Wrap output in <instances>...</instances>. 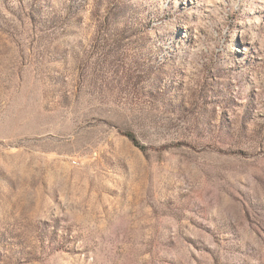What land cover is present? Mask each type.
<instances>
[{
    "label": "rangeland",
    "instance_id": "374dc122",
    "mask_svg": "<svg viewBox=\"0 0 264 264\" xmlns=\"http://www.w3.org/2000/svg\"><path fill=\"white\" fill-rule=\"evenodd\" d=\"M0 264H264V0H0Z\"/></svg>",
    "mask_w": 264,
    "mask_h": 264
},
{
    "label": "trees",
    "instance_id": "16d2710c",
    "mask_svg": "<svg viewBox=\"0 0 264 264\" xmlns=\"http://www.w3.org/2000/svg\"><path fill=\"white\" fill-rule=\"evenodd\" d=\"M127 136H128L129 138H131L133 141H135V138L133 137V135H131V134H127Z\"/></svg>",
    "mask_w": 264,
    "mask_h": 264
}]
</instances>
